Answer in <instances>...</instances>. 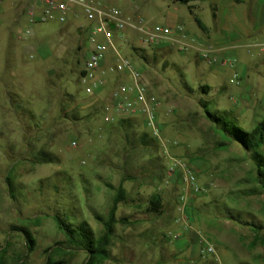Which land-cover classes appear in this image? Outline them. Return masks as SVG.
<instances>
[{
    "label": "rangeland",
    "instance_id": "obj_1",
    "mask_svg": "<svg viewBox=\"0 0 264 264\" xmlns=\"http://www.w3.org/2000/svg\"><path fill=\"white\" fill-rule=\"evenodd\" d=\"M96 1L132 19L182 26L190 38L223 48L222 56L236 61L240 85L231 82L234 69L211 70L193 49L134 55L127 47L123 53L161 101L166 152L141 122L119 128L93 107L106 96H87L80 80L88 49L78 30L82 19L51 21L21 38L22 13L16 23L5 21L0 5V264H85L88 254L65 244L54 216L85 222L98 238L104 233L98 218H108L120 184L127 195L117 218L126 221L116 225L99 264H264V192L253 161L212 125L202 105L232 112L245 131L264 120V0ZM144 133L149 145L142 144ZM41 154L55 161L42 164ZM179 162L203 191L187 186ZM156 195L160 216L147 211ZM22 229L35 240L33 251ZM199 238L215 253L199 255Z\"/></svg>",
    "mask_w": 264,
    "mask_h": 264
},
{
    "label": "built area",
    "instance_id": "obj_2",
    "mask_svg": "<svg viewBox=\"0 0 264 264\" xmlns=\"http://www.w3.org/2000/svg\"><path fill=\"white\" fill-rule=\"evenodd\" d=\"M8 1L0 0V5ZM20 11L26 21V27L19 32L21 38H33L36 26L51 21L64 25L71 18L82 19L78 30L86 36L88 44L80 75L85 94L95 98L105 94L103 118L107 124L137 120L166 152L163 129L157 114L161 101L147 75L123 53L127 47L144 52L158 49L184 52L193 49L208 66L234 69L231 82L240 85L236 61L223 57L224 49L190 38L182 26H160L143 19H132L120 10L105 7L96 0H25L20 4ZM34 50L29 54L30 59L34 58ZM260 51L264 53V45ZM73 145L76 146V143ZM177 166L181 168L184 182L192 188L193 193L203 191L194 185L197 178L185 164L179 162ZM181 204L184 220L188 209L185 195L181 198ZM199 243L201 256L215 253L214 247L205 239L199 238Z\"/></svg>",
    "mask_w": 264,
    "mask_h": 264
},
{
    "label": "trees",
    "instance_id": "obj_3",
    "mask_svg": "<svg viewBox=\"0 0 264 264\" xmlns=\"http://www.w3.org/2000/svg\"><path fill=\"white\" fill-rule=\"evenodd\" d=\"M182 3H188L189 0H179ZM196 22L202 30H205L202 22L196 18ZM134 55H141L145 53L144 51L138 50L136 48L132 49ZM143 59L147 61V56H143ZM209 88L203 87L202 91L204 94H208ZM205 109L206 118L212 123V125L223 135L230 139V143H235L239 146L245 153H247L251 160L253 161L255 167V180L259 185L260 189L264 192V154L261 153V149L264 147V120L256 125L252 131H245L240 128L234 121L233 113L229 111H211L209 109L210 104L207 102H202ZM94 108H99L103 113L104 103L101 105L95 104ZM137 124L136 120H121L117 123L119 128L131 129ZM149 135L147 133L142 134L141 141L143 145H149ZM221 146H224L221 144ZM55 161L54 157L49 154L40 155V163H49ZM126 191L122 184L117 188V192L113 199V204L110 209L107 219L98 218L103 222L104 233L95 238L93 236L92 230L89 228L87 223L83 222L78 225L71 223L66 217L61 215L54 216L55 223L58 229L65 236V244L75 250L84 251L88 254V259L85 264H99L101 261L105 260L107 257V248L111 243V239L115 234V227L119 222H125L126 220H121L117 218V211L119 206L126 201ZM148 212L153 214L162 215L163 205L162 198L159 195L154 196L149 202ZM230 219L237 220L234 216H230ZM246 225H251L256 230H261V227L254 226L252 224L246 223ZM25 237L28 245V250L33 251L35 240L33 239L31 233L25 229L21 230ZM52 249V248H51ZM49 251V250H48ZM61 250H56V254ZM48 264H58L57 262H51L49 260Z\"/></svg>",
    "mask_w": 264,
    "mask_h": 264
},
{
    "label": "crops",
    "instance_id": "obj_4",
    "mask_svg": "<svg viewBox=\"0 0 264 264\" xmlns=\"http://www.w3.org/2000/svg\"><path fill=\"white\" fill-rule=\"evenodd\" d=\"M25 0H9L8 2H5L3 5H1V13L4 14L5 16V21L8 20V18L10 17H14V23H16L18 21V17H20L21 15V11H20V4L23 3ZM24 19V17H23ZM25 20V19H24ZM26 23V21H25ZM176 27V26H174ZM223 49V48H222ZM217 66H209V68L211 70H215ZM236 68H237V64H236ZM189 235V233L187 234ZM197 240V239H196ZM187 244L184 243V247ZM198 253L200 255V248L198 249ZM195 254L197 255V249H195Z\"/></svg>",
    "mask_w": 264,
    "mask_h": 264
}]
</instances>
